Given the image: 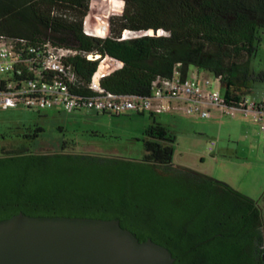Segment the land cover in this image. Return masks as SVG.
<instances>
[{"label":"trees","instance_id":"trees-1","mask_svg":"<svg viewBox=\"0 0 264 264\" xmlns=\"http://www.w3.org/2000/svg\"><path fill=\"white\" fill-rule=\"evenodd\" d=\"M124 1L136 9L111 17V34L102 38L85 32L91 0H0V34L79 51L69 62L86 82L100 63L88 55L117 59L123 66L102 86L119 95L150 96L154 81L172 77L178 64L184 74L198 66L221 77L229 106L264 83V72L251 66L264 0ZM126 31L132 35L122 39ZM44 131L35 127L18 136L23 141L0 145V221L20 212L118 219L141 241L168 247L174 264H264L259 202L174 163L176 136L162 123L148 126L142 159L36 152L32 144Z\"/></svg>","mask_w":264,"mask_h":264},{"label":"rangeland","instance_id":"rangeland-1","mask_svg":"<svg viewBox=\"0 0 264 264\" xmlns=\"http://www.w3.org/2000/svg\"><path fill=\"white\" fill-rule=\"evenodd\" d=\"M90 3L86 28L94 31L111 17L125 16L136 5L124 0H94ZM125 9V10H124ZM258 49L251 60L252 69L264 72V31H259ZM105 57L100 59V62ZM113 66L119 62L106 58ZM224 94V87L213 74L203 72ZM264 97V83L258 82L250 98ZM154 120L176 136L174 163L195 169L227 182L259 202L264 213V131L253 118L244 119L242 110L232 116L212 107L210 117L191 115L178 109L152 116L149 112L121 115L91 110L73 112L57 108L32 110L23 106H0V145L22 140L29 129L45 131L32 144L36 152L71 151L142 159L145 155L146 130ZM5 136L6 138H2ZM215 142L213 149L210 145Z\"/></svg>","mask_w":264,"mask_h":264},{"label":"built area","instance_id":"built-area-1","mask_svg":"<svg viewBox=\"0 0 264 264\" xmlns=\"http://www.w3.org/2000/svg\"><path fill=\"white\" fill-rule=\"evenodd\" d=\"M107 20V19H106ZM88 35L106 38L111 30L109 20L103 28L94 31L86 28ZM168 34L164 30L158 32ZM132 35L124 32L122 39ZM79 51L57 45L52 41H33L24 36L10 37L0 34V106L10 108L23 106L32 110L57 108L64 111L91 110L97 113L121 115L128 112L161 114L178 109L191 115L210 117L212 107L236 115L244 113V119H251L264 131V97H246L238 106H229L225 95L214 87V82L198 66H191L184 74L178 64L172 77H158L152 86L150 96H126L108 91L102 86V79L123 66H113L102 60L91 80L82 79L69 60ZM90 60H100L99 54L88 55ZM112 58V57H111ZM115 59V58H113ZM208 73V72H207ZM216 81L221 83V77ZM222 84V83H221ZM215 142L210 145L213 149Z\"/></svg>","mask_w":264,"mask_h":264},{"label":"water","instance_id":"water-1","mask_svg":"<svg viewBox=\"0 0 264 264\" xmlns=\"http://www.w3.org/2000/svg\"><path fill=\"white\" fill-rule=\"evenodd\" d=\"M172 251L141 241L118 219L35 216L0 221V264H174Z\"/></svg>","mask_w":264,"mask_h":264},{"label":"bare ground","instance_id":"bare-ground-1","mask_svg":"<svg viewBox=\"0 0 264 264\" xmlns=\"http://www.w3.org/2000/svg\"><path fill=\"white\" fill-rule=\"evenodd\" d=\"M103 27H104V26H102V29H104Z\"/></svg>","mask_w":264,"mask_h":264}]
</instances>
